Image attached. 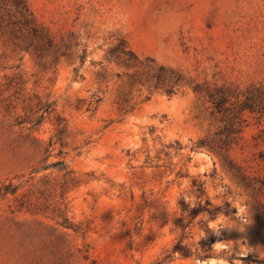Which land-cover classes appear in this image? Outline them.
<instances>
[{"label":"rangeland","instance_id":"1","mask_svg":"<svg viewBox=\"0 0 264 264\" xmlns=\"http://www.w3.org/2000/svg\"><path fill=\"white\" fill-rule=\"evenodd\" d=\"M26 2L65 55L0 25V264H264V115L199 144L209 93L264 80V0ZM121 38L174 93L130 83Z\"/></svg>","mask_w":264,"mask_h":264},{"label":"trees","instance_id":"2","mask_svg":"<svg viewBox=\"0 0 264 264\" xmlns=\"http://www.w3.org/2000/svg\"><path fill=\"white\" fill-rule=\"evenodd\" d=\"M0 25L6 40L38 58L50 56L54 61L65 55L60 47L61 44L55 42L49 29L36 19L26 0H0ZM111 51L119 65L134 69L129 75L131 84L148 82V87L161 89L170 95L175 92L176 86L183 79L180 73L163 65H157L149 56L140 58L122 38ZM83 59L84 53L81 56V60ZM208 101L212 107L211 116L223 123L218 134L224 137L219 139V145H216L215 139L208 142L201 139L199 144L219 153L221 149L236 141L243 123L247 120L243 115L245 111L258 113L259 117L264 115V80L249 85L243 91L219 89L208 94ZM27 122H32L31 128H34L39 125L41 118ZM58 132H61L60 128ZM57 162L63 164V161ZM8 191L12 192L13 189L6 186L2 193ZM205 204V210L209 212L210 201L206 199Z\"/></svg>","mask_w":264,"mask_h":264}]
</instances>
